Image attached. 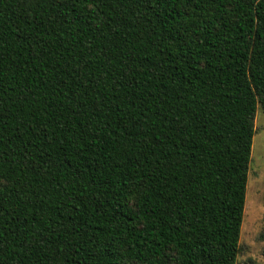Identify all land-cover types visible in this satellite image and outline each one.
I'll use <instances>...</instances> for the list:
<instances>
[{
    "label": "trees",
    "instance_id": "obj_1",
    "mask_svg": "<svg viewBox=\"0 0 264 264\" xmlns=\"http://www.w3.org/2000/svg\"><path fill=\"white\" fill-rule=\"evenodd\" d=\"M264 0H0V264H237Z\"/></svg>",
    "mask_w": 264,
    "mask_h": 264
},
{
    "label": "rangeland",
    "instance_id": "obj_2",
    "mask_svg": "<svg viewBox=\"0 0 264 264\" xmlns=\"http://www.w3.org/2000/svg\"><path fill=\"white\" fill-rule=\"evenodd\" d=\"M237 264H264V108L259 104Z\"/></svg>",
    "mask_w": 264,
    "mask_h": 264
}]
</instances>
